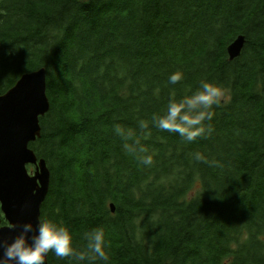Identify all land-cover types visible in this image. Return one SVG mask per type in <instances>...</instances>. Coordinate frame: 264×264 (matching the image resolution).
<instances>
[{
	"label": "trees",
	"instance_id": "obj_1",
	"mask_svg": "<svg viewBox=\"0 0 264 264\" xmlns=\"http://www.w3.org/2000/svg\"><path fill=\"white\" fill-rule=\"evenodd\" d=\"M40 68V220L68 227L76 252L102 228L107 264H264V0H0V95ZM201 82L223 90L203 135L154 124Z\"/></svg>",
	"mask_w": 264,
	"mask_h": 264
},
{
	"label": "water",
	"instance_id": "obj_2",
	"mask_svg": "<svg viewBox=\"0 0 264 264\" xmlns=\"http://www.w3.org/2000/svg\"><path fill=\"white\" fill-rule=\"evenodd\" d=\"M244 43V36L239 35L228 45L230 61L241 54ZM49 107L44 68L23 74L0 95V240L11 241L18 234L19 228L9 231L12 224L30 222L35 226L40 221L50 171L29 145L40 138V118ZM29 166L34 169L29 171ZM109 207L113 213L114 205ZM44 264H48L47 256Z\"/></svg>",
	"mask_w": 264,
	"mask_h": 264
},
{
	"label": "clouds",
	"instance_id": "obj_3",
	"mask_svg": "<svg viewBox=\"0 0 264 264\" xmlns=\"http://www.w3.org/2000/svg\"><path fill=\"white\" fill-rule=\"evenodd\" d=\"M182 79L181 73H173L169 83L176 84ZM223 96V90L216 84L201 82L200 88L190 96L179 100H170L166 113L154 116V124L169 132L178 133L186 141L192 142L206 131L203 122L213 118V105H218ZM211 132V128L207 129ZM129 151L132 148L125 146ZM141 152L145 149L141 148ZM197 159L199 155L197 154ZM145 166L153 163L151 155L140 157ZM19 228L17 235L0 240V264H44L49 252L59 258L73 257L79 261L85 259L99 260L107 264L109 255L108 242L102 228H96L84 234L87 241V252H76L73 248V236L68 227L50 219L32 223L12 224L9 231ZM90 254V255H89Z\"/></svg>",
	"mask_w": 264,
	"mask_h": 264
},
{
	"label": "rangeland",
	"instance_id": "obj_4",
	"mask_svg": "<svg viewBox=\"0 0 264 264\" xmlns=\"http://www.w3.org/2000/svg\"><path fill=\"white\" fill-rule=\"evenodd\" d=\"M222 97H223V96H222ZM28 169H29V171H32V169H34V168L31 166V167H29Z\"/></svg>",
	"mask_w": 264,
	"mask_h": 264
},
{
	"label": "bare ground",
	"instance_id": "obj_5",
	"mask_svg": "<svg viewBox=\"0 0 264 264\" xmlns=\"http://www.w3.org/2000/svg\"><path fill=\"white\" fill-rule=\"evenodd\" d=\"M238 36H239V35H238ZM238 36H236V37H238ZM236 37H235V38H236ZM235 38H234V39H235ZM234 39H233V40H234ZM243 47H244V46H243ZM241 52H242V51H241ZM227 54H228V53H227ZM239 56H240V55H239ZM239 56H238V57H239ZM238 57H236V58H238ZM236 58H235V59H236ZM233 60H234V59H233ZM231 61H232V60H231Z\"/></svg>",
	"mask_w": 264,
	"mask_h": 264
}]
</instances>
